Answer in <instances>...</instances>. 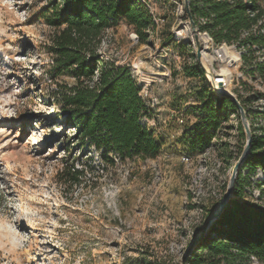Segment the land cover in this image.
Masks as SVG:
<instances>
[{
  "label": "rangeland",
  "instance_id": "rangeland-1",
  "mask_svg": "<svg viewBox=\"0 0 264 264\" xmlns=\"http://www.w3.org/2000/svg\"><path fill=\"white\" fill-rule=\"evenodd\" d=\"M173 1L184 0H138L164 18L159 44L148 31L145 43L133 44V29L122 20L105 32L101 51L149 79L163 54L156 48L174 47L173 29L187 35L185 16ZM49 2L0 0V264H181L189 233L220 200L242 150L236 115H229L207 148L191 150L192 129L202 117L197 107L211 91L200 75L186 76L170 59L171 78L151 85L157 105L147 106L141 120L162 145L161 156L106 167L93 149L80 145L58 105V93L75 81L51 75L53 29L40 16ZM190 49L184 42L178 52L186 67L193 61ZM255 56L263 61L264 50ZM231 72L230 93L246 99L254 92L244 107L253 117L252 134L264 137V106L258 102L264 80L242 69ZM184 152L190 164L180 161ZM258 153L264 155V145ZM73 168L82 172L79 183L67 175ZM249 181L243 200L264 206L256 189L257 182L264 188L262 169ZM242 264L264 261L249 257Z\"/></svg>",
  "mask_w": 264,
  "mask_h": 264
},
{
  "label": "trees",
  "instance_id": "trees-1",
  "mask_svg": "<svg viewBox=\"0 0 264 264\" xmlns=\"http://www.w3.org/2000/svg\"><path fill=\"white\" fill-rule=\"evenodd\" d=\"M49 1L50 7L40 16L53 29L49 49L54 55L51 75H66L75 81L56 96L65 121L75 130V138L81 146L93 149L106 167H114L116 161L126 164L158 157L162 145L142 124L148 107L140 97L141 86L130 65L118 63L101 51L105 32L122 20L132 27L139 42L145 43L150 27L147 12L138 0ZM187 1L195 26L199 19L205 20L200 29L207 31L216 44H234L243 51L242 70L252 78L264 75V64L257 63L255 56L264 50V0ZM183 68L186 76L200 75L207 85L197 65ZM253 98L254 95L246 99L237 97L248 118L251 114L244 103ZM200 102L197 108L202 117L198 120L200 125L192 127L191 150L207 148L230 114H235L239 121L234 104L225 97L211 93ZM238 129L244 140L240 122ZM263 145L264 137L253 135L249 156L235 185V198L210 232L197 242L196 249L181 259L183 264H242L251 256L264 261V206L243 200L245 187L250 186L249 178L256 168L264 174V155L258 153ZM245 168L246 176L242 173ZM81 174L74 168L67 173L73 183H79ZM262 186L263 183H256L258 202L264 198Z\"/></svg>",
  "mask_w": 264,
  "mask_h": 264
},
{
  "label": "built area",
  "instance_id": "built-area-1",
  "mask_svg": "<svg viewBox=\"0 0 264 264\" xmlns=\"http://www.w3.org/2000/svg\"><path fill=\"white\" fill-rule=\"evenodd\" d=\"M173 2L177 6H179V8L177 9V12L179 14H183V17H184L186 15L185 6H187L188 1L184 0L181 2L180 5L177 4L176 1H173ZM142 4H143V7L147 10L146 12L150 18V27L148 29V33L150 34L149 36H153L155 38V45H157L160 42L159 34L161 33L160 29L164 25V18L158 16V14L155 13L151 4L145 3V2H142ZM185 24H186V27H188V32H185V31L184 32L187 33V35L186 34L183 35L181 31L174 32V29H173L172 45L174 47L169 48V46H167V47L162 48L158 46V48H156V52H159V53L162 52L163 54L159 55L160 59L156 57L154 69L153 71L149 72L148 74L149 76H147L149 79H143L142 77L139 76V73L137 71L132 70L133 75L136 78V81L141 86L140 97L144 101L146 106L157 105L156 99L153 98V96L151 95V85L152 84L162 85L164 82L168 81L171 78L172 66L169 60L170 59L176 60L179 66L178 67L175 66L174 67L176 68L175 70L177 71L182 70L184 65L180 64L181 56L178 53L179 51H181V47H180L181 44H184V42H186L187 47L191 46L190 54L193 58L192 64L197 65L199 67L198 61L195 57L196 47H195V42L193 38L194 33L191 31L189 27V22L186 16H185ZM204 24H205V20L199 19L198 25L195 26V35L198 38V43L200 46V54H201L200 61L210 72L213 78L214 84L216 85L221 84L223 88L229 92L228 89L232 85L235 79V77L233 76L231 72V68L235 70L236 72L242 69L243 66H242L241 55L243 51L238 50L234 44H227V43L216 44L207 31L200 29V26ZM129 39L131 40L133 44H137L139 42L137 34L133 31L130 33ZM230 54L234 55L235 59L233 61H231V58L229 57ZM204 56H207L210 59V61H207ZM257 63L264 64V60L257 61ZM253 64H255V62ZM202 75L205 78V74L203 72H202ZM253 79L256 81L264 80V75L263 76L258 75V78H253ZM205 81L211 93H213V95H216L214 91L211 89L206 78H205ZM260 93L263 94V96L258 99L259 101L258 100L257 101L261 103V105L264 106V91H261ZM251 94L254 95V92H252ZM233 95L235 98L240 97V99H243L241 95H237L235 93H233ZM250 103H252V101H249V104ZM246 107L247 109H250L249 106H246ZM180 111L181 109H179L178 111H171L170 114L172 115L173 113H177ZM155 118L159 122L161 120L160 114L157 113L155 115ZM249 119H253V117L249 115L248 120ZM161 122L165 124V119H163ZM180 122H182V120H180ZM180 161L184 164H190L192 162V157L190 156L188 152H184L180 156ZM193 234L194 232L191 231L188 236L191 238ZM251 259L253 261L255 260L253 256H251Z\"/></svg>",
  "mask_w": 264,
  "mask_h": 264
},
{
  "label": "water",
  "instance_id": "water-1",
  "mask_svg": "<svg viewBox=\"0 0 264 264\" xmlns=\"http://www.w3.org/2000/svg\"><path fill=\"white\" fill-rule=\"evenodd\" d=\"M185 13L186 17L189 22V27L191 31L194 33V42L196 47L195 57L198 61L199 67L201 71L205 74V78L207 82L209 83L211 89L214 91V93L218 96L225 97L228 100H230L234 106L235 110L239 115V122L240 127L242 129L243 135H244V144L242 147V150L234 162L233 166L230 169L229 175L227 177L226 183H225V190L220 198V200L216 203V205L209 211L208 215L205 217L201 227L194 231L193 236L191 237L187 247L184 250V253L182 254V261L186 259L196 248V244L199 240L203 239L211 230V228L217 223L219 218L221 217L223 211L229 204L231 200L234 199V190L235 185L237 183L238 175L240 173V170L242 169L247 157L249 156L251 144L253 140V134L252 130L250 128V124L248 122V117L245 109L241 106L240 102L237 98L234 97L233 94L226 91L221 84H214L213 78L208 71V69L201 63V54H200V46L198 43V38L195 35V24L192 21V18L188 12L187 6H185ZM181 264H183L181 262Z\"/></svg>",
  "mask_w": 264,
  "mask_h": 264
},
{
  "label": "bare ground",
  "instance_id": "bare-ground-1",
  "mask_svg": "<svg viewBox=\"0 0 264 264\" xmlns=\"http://www.w3.org/2000/svg\"><path fill=\"white\" fill-rule=\"evenodd\" d=\"M185 32H188V27L185 28ZM206 58L207 61H210V59L207 57V56H204ZM229 57L231 58V61H233L235 58H234V55H229Z\"/></svg>",
  "mask_w": 264,
  "mask_h": 264
},
{
  "label": "crops",
  "instance_id": "crops-1",
  "mask_svg": "<svg viewBox=\"0 0 264 264\" xmlns=\"http://www.w3.org/2000/svg\"><path fill=\"white\" fill-rule=\"evenodd\" d=\"M168 111H169V110H168ZM161 115H162V114H161ZM161 115H160V116H161ZM165 115H166V114H165ZM159 156H161V154H160Z\"/></svg>",
  "mask_w": 264,
  "mask_h": 264
}]
</instances>
